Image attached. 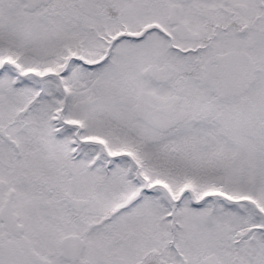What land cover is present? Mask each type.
Wrapping results in <instances>:
<instances>
[{
  "label": "snow or ice",
  "instance_id": "obj_1",
  "mask_svg": "<svg viewBox=\"0 0 264 264\" xmlns=\"http://www.w3.org/2000/svg\"><path fill=\"white\" fill-rule=\"evenodd\" d=\"M0 264H264V0H0Z\"/></svg>",
  "mask_w": 264,
  "mask_h": 264
}]
</instances>
